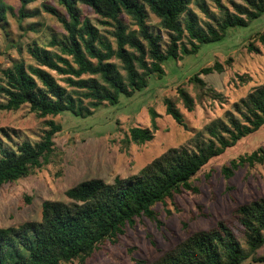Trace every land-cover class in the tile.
Here are the masks:
<instances>
[{
  "label": "trees",
  "instance_id": "obj_1",
  "mask_svg": "<svg viewBox=\"0 0 264 264\" xmlns=\"http://www.w3.org/2000/svg\"><path fill=\"white\" fill-rule=\"evenodd\" d=\"M31 1L20 0V16L27 15L23 8ZM190 2L57 0L66 16L44 4L46 11L61 23L64 33L60 40L52 36L47 45L28 46L36 65L19 61L1 70L0 96L5 102L0 109L17 110L27 105L40 117L63 112L84 117L91 114L83 105L85 101L96 108L101 103H117L120 95L132 96L147 86L152 74L160 76L163 73L165 60L177 57L178 43L183 35L180 20L188 14ZM79 5L91 8L104 30L89 18H81ZM234 7L235 13L225 11V16L207 31L197 29L192 19L186 23L190 39L198 43L191 42L194 51L202 43L221 39L228 28L246 26L259 17L264 12V0H240ZM151 14L158 19V30L148 24ZM124 16L129 17L136 28H130L123 21ZM159 28L168 34L167 42ZM256 39L264 46V31ZM247 50L260 52L252 43ZM113 58L121 63L124 76ZM230 63L231 58L226 59V64ZM214 71L222 72V63L215 61L188 79L195 97L183 86L177 88L175 95L165 97V113L182 124L183 115L177 102L191 111L195 102L202 103L207 97L219 98L220 94L208 88L200 76ZM51 72L62 76L70 89L61 85ZM233 108L226 122L210 128L207 139L191 146L168 148L134 175H116L110 182L100 177L84 179L65 191L67 200H44L39 220L0 227V264H86L104 243L117 245L119 236L137 220L147 218L161 225L155 204L173 200L175 195L185 191L198 192L192 184L193 179L201 174L209 176L212 162L224 159L232 146L264 125V82L234 102ZM150 110L151 128H129L125 144H143L153 138L155 113ZM48 126L42 140L35 143L15 142L1 128L7 140L0 138V187L26 177L50 160L55 151L53 137L61 130V125L49 121ZM263 162L264 149L259 147L245 156L231 159L230 166H222V173L229 178L239 166ZM263 244L264 195L236 205L228 219L189 233L145 264L259 261L264 258L255 252Z\"/></svg>",
  "mask_w": 264,
  "mask_h": 264
},
{
  "label": "rangeland",
  "instance_id": "obj_2",
  "mask_svg": "<svg viewBox=\"0 0 264 264\" xmlns=\"http://www.w3.org/2000/svg\"><path fill=\"white\" fill-rule=\"evenodd\" d=\"M190 1L188 14L180 20L183 35L178 43L177 57L165 60L163 73L160 76L152 74L147 86L132 96L120 95L117 103H101L96 108L85 101L83 105L91 114L84 117L69 112L40 117L27 105L17 110L0 109V130L4 128L15 142L41 141L49 129V121L61 125V130L53 137L55 151L50 160L26 177L0 187V227L39 220L44 200H67L65 191L84 179L100 177L110 182L116 175H134L168 148L191 146L198 140L207 139L210 128L226 122L228 114L234 112V102L264 82V46L256 39L264 31V12L246 26L228 28L221 39L202 43L194 51L191 42L198 43L190 39L186 23L192 19L197 29L207 31L225 16V11L235 13L234 5L240 0H220L219 4L215 0ZM44 4L66 16L57 0L31 1L23 8L27 14L24 17L20 16V0H0V83L2 69L11 68L19 61L36 65L28 46L47 45L54 35L61 39L63 27L46 11ZM79 9L81 18H89L104 30L91 8L79 5ZM123 21L130 28H136L129 17L124 16ZM148 24L158 30V19L153 14ZM159 31L167 42L168 34L160 28ZM249 43L257 46L260 52H249ZM228 58H231L230 65L226 64ZM113 61L124 76L121 63L116 58ZM215 61L222 63L223 71L200 76L220 97L195 102L191 111L177 102L183 115V123H177L165 113L163 99L175 95L180 86L195 97L188 79ZM51 73L66 86L62 76ZM4 102L5 98L0 96V105ZM150 109L155 113L153 138L143 144H125L129 128H151ZM0 138L7 140L1 131ZM259 147L264 149V125L232 146L224 159L212 162L209 176L201 174L193 179L192 184L198 192L185 191L175 195L173 200L155 204L161 225L147 218L137 220L119 236L117 245L104 243L86 264H145L189 233L207 229L220 219H228L236 205L263 196L264 162L239 166L229 178L222 173V166H230L231 159L245 156ZM255 253L264 258V244ZM241 264H264V259H245Z\"/></svg>",
  "mask_w": 264,
  "mask_h": 264
}]
</instances>
